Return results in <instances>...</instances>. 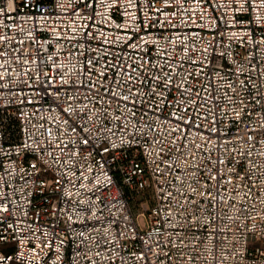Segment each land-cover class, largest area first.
Returning a JSON list of instances; mask_svg holds the SVG:
<instances>
[{"label":"built area","instance_id":"built-area-1","mask_svg":"<svg viewBox=\"0 0 264 264\" xmlns=\"http://www.w3.org/2000/svg\"><path fill=\"white\" fill-rule=\"evenodd\" d=\"M0 264H264V0H0Z\"/></svg>","mask_w":264,"mask_h":264},{"label":"rangeland","instance_id":"rangeland-1","mask_svg":"<svg viewBox=\"0 0 264 264\" xmlns=\"http://www.w3.org/2000/svg\"><path fill=\"white\" fill-rule=\"evenodd\" d=\"M132 205H133V208H134V211H135L136 214L142 209L140 203L132 202ZM145 221H146V218H143V223ZM7 246H10V245L9 244L4 245L3 248L7 247Z\"/></svg>","mask_w":264,"mask_h":264},{"label":"trees","instance_id":"trees-1","mask_svg":"<svg viewBox=\"0 0 264 264\" xmlns=\"http://www.w3.org/2000/svg\"><path fill=\"white\" fill-rule=\"evenodd\" d=\"M140 200H141V199H138L137 201H135V203H140Z\"/></svg>","mask_w":264,"mask_h":264}]
</instances>
